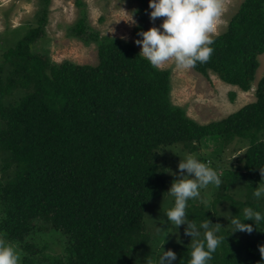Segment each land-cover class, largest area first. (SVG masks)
I'll use <instances>...</instances> for the list:
<instances>
[{
    "label": "trees",
    "instance_id": "1",
    "mask_svg": "<svg viewBox=\"0 0 264 264\" xmlns=\"http://www.w3.org/2000/svg\"><path fill=\"white\" fill-rule=\"evenodd\" d=\"M49 2L40 6L38 27L0 38V235L15 246L20 264H147L169 249L177 254L174 264H188L186 226L167 240L147 228L148 211L167 195L160 151L180 144L193 153L211 143L224 151L235 140L248 142L244 171L221 178L210 203L191 200L186 215L197 225L205 219L221 225L209 264H264V221H247L251 234L234 233L230 223L232 216L244 220L245 207L264 213V198L253 195L264 180V76L256 101L200 124L171 102V70L153 67L127 41L101 37L81 0L80 18L68 31L97 44L98 65L57 64L34 52ZM213 40L208 61L193 69L250 92L264 54V0H244ZM233 187L245 190L243 200L229 192ZM50 242L62 253H48Z\"/></svg>",
    "mask_w": 264,
    "mask_h": 264
},
{
    "label": "rangeland",
    "instance_id": "2",
    "mask_svg": "<svg viewBox=\"0 0 264 264\" xmlns=\"http://www.w3.org/2000/svg\"><path fill=\"white\" fill-rule=\"evenodd\" d=\"M77 2L78 0H50L45 34L32 46V49L37 54L49 56L51 61L57 64L70 61L78 65L96 66L99 63L97 44L86 45L71 37L68 31L70 26L80 18V11L83 9ZM81 2L86 8L89 24L100 33L101 37L122 39L132 44L139 52L141 47L136 45L135 41L142 38L137 33L159 27L164 19L157 18L155 23L151 21L149 14L152 9L149 8V0H81ZM222 2L223 14L212 39L227 31L231 19L244 0H222ZM42 3L43 0H0V38L5 34L13 38L19 30L23 34L25 30L23 26L38 27L37 13ZM1 53L0 48V55ZM259 62L260 67L250 92H243L236 86L224 83L213 72H210L209 77H205L196 72L193 67L177 68L174 61H169L158 68L172 72L171 102L183 108L187 116L198 123L209 124L222 120L245 105L256 101L257 85L264 76V54L259 56ZM3 76L5 77V74ZM232 93H236L234 101H232ZM247 146L248 142L235 140L224 151L213 143L209 147L201 146L193 153L185 150L180 144L163 148L160 151L158 163L167 171V192L175 179L170 173H178V164L187 154H195L201 161L210 162V166L217 171L220 178H223L229 172L244 171V155ZM216 147L220 149L219 154H213ZM218 188L209 185L201 190V196L207 200L206 204L215 199L214 195ZM229 192L241 200L246 194L245 190L241 193L237 187H233ZM172 201L174 198L167 194L164 200L166 207L157 203L147 214L148 230L151 233L154 230L155 234V229H158V234L160 232L165 237L164 240L182 236L181 228L174 230L175 226L167 223L165 213L174 205ZM190 201L188 206L191 205ZM192 201V203L196 202V205L201 203L199 200ZM224 209H226L225 206L220 207L221 219L224 225H228L230 216ZM0 238L3 239L1 235ZM62 251L59 243L50 242L47 252L55 255L61 254Z\"/></svg>",
    "mask_w": 264,
    "mask_h": 264
},
{
    "label": "clouds",
    "instance_id": "3",
    "mask_svg": "<svg viewBox=\"0 0 264 264\" xmlns=\"http://www.w3.org/2000/svg\"><path fill=\"white\" fill-rule=\"evenodd\" d=\"M149 8L152 9L149 15L153 23L157 18L164 19L159 27L137 33L142 38L135 41L141 47L139 56L157 68L169 61H174L180 69L192 68L197 62L208 61L214 51L211 47L214 43L212 36L217 32L224 10L222 0H149ZM259 172L264 177V168H260ZM170 174L175 179L167 194L174 198V205L165 213L167 223L177 229L186 226L184 235L191 237V258L188 264H209L221 242L217 235L221 225L213 224L209 219L197 225L187 218L186 208L190 200L206 204L207 200L201 196V190L209 185L219 187L221 178L210 166V162L201 161L195 154L181 158L178 173ZM253 195L258 200L264 198V180L255 188ZM243 215V221L237 218L238 215H231L230 223L234 233L251 234L253 225L246 222L253 221L257 226L264 221V213L252 207H245ZM201 235L203 240L199 239ZM259 252L264 261V245L259 247ZM176 260L177 254L169 249L163 250L157 261L149 259L147 264H174ZM0 264H20V255L15 246L2 238Z\"/></svg>",
    "mask_w": 264,
    "mask_h": 264
}]
</instances>
